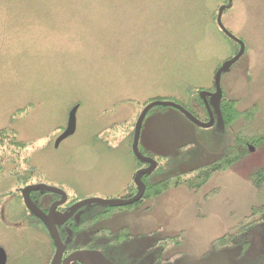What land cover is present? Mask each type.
<instances>
[{
  "label": "rangeland",
  "instance_id": "rangeland-1",
  "mask_svg": "<svg viewBox=\"0 0 264 264\" xmlns=\"http://www.w3.org/2000/svg\"><path fill=\"white\" fill-rule=\"evenodd\" d=\"M12 1L0 0V130L15 131L27 147H0V245L7 264H44L52 246L15 198L23 184L59 185L77 200L128 195L141 164L131 149L133 121L144 102L177 101L207 122L196 91L213 86L235 47L212 18L222 0ZM234 1L221 21L241 37L250 31ZM263 33L255 37L261 48L246 50L221 75L223 98L239 115L226 137L218 123L204 130L170 108L146 116L138 147L162 159L153 181L163 172L190 179L195 168L238 154L240 147L229 154L224 140L264 135ZM75 104V133L56 145ZM179 153L186 161L165 170L163 158ZM259 168L264 145L253 143L202 187L170 185L135 210L104 211L87 233L119 246L104 251L113 264H264L263 227L237 246L228 235L262 201L249 178ZM125 227L132 240L124 242Z\"/></svg>",
  "mask_w": 264,
  "mask_h": 264
},
{
  "label": "trees",
  "instance_id": "trees-1",
  "mask_svg": "<svg viewBox=\"0 0 264 264\" xmlns=\"http://www.w3.org/2000/svg\"><path fill=\"white\" fill-rule=\"evenodd\" d=\"M52 1L54 2L56 0H16V2L19 5H23L25 3H31V4L35 5L36 3H41V2L42 3H47V2L51 3ZM63 1H66V3H68V4L79 3L78 2L79 0H63ZM233 1L234 0H222L220 2L219 6L217 5V7L214 9L215 10L214 13H212L213 21H216L215 17H216L218 9L223 5H226V6L229 5V8H228V10H229L235 2V1L234 2ZM12 2H13L12 0H9L10 4H13ZM1 3L2 2H0V4ZM240 3L241 4L237 8L239 10L241 9L240 24H242V18L246 17L247 25L249 27L250 33L245 34L244 36L241 35V37H237L236 35H234V37L244 43L245 49H244L243 54L245 55L246 50H247V53H250V52L252 53L253 49H255V51H256V50L260 49L262 46L260 44V42L257 39H255V37H258L256 35L257 30L261 29L262 32L264 31V0H240ZM228 10L224 11L223 14L225 12H227ZM216 22H215L216 30L218 29V32L220 34H222L224 36V38L229 43H232L234 45L235 52H233V54L235 53V55H236V51L239 50V46L236 43H234L232 40L228 39L223 34V32H221L219 30ZM228 32H230V31H228ZM263 35H264V33H263ZM252 42H253V45L250 44ZM229 59H227V60H229ZM220 86H221V83H220ZM206 90H207V92H209V91L214 92L215 91L214 84L211 88L206 89ZM206 90L198 89L196 91V94L198 95L199 92L206 91ZM222 92H223V90H222ZM221 100L222 101H221V105H220V111H221V117H222V122H223L224 126H223V124H222V126L220 125V130H221V134H222V138H223L229 134V133H227V131L225 129L228 127L230 128V126H232L234 121H235L234 119H236L239 115L234 110V108L232 107V102H228L227 100H224L223 93H222V99ZM153 101H160V100L153 98V99H149V100L145 101L141 110L138 112L137 116L134 118L133 123L136 122V120L138 119L139 114L141 113L142 109L145 106L149 105ZM199 101L201 103L202 110L204 112H206L204 109L203 101H201V99ZM120 102L117 104V106L120 105ZM175 103L180 104L177 101ZM74 106H77V105L75 104ZM255 106H256V104H255ZM255 106L253 108L252 107L251 108L254 110ZM183 108L186 111H188L189 113H191L193 116H195L198 120H200V121L202 120L191 109L185 108L184 106H183ZM155 109H164V108H161V107L153 108V110H155ZM26 110H27V108H25L23 110H18L17 112H15L13 114L12 118H16V117L20 116L21 113H26L25 112ZM153 110H151L150 112H152ZM149 113H148V115H149ZM248 116H251V115L248 114ZM253 143L264 145V135H262V134H261V136L256 135L255 137H251V138H246V136H245V138H240V139L238 137L237 140L236 139H234V140L228 139V143H227V140H224V145L226 146V148L227 149L231 148V149L227 150L229 152V154L231 152H233L232 149H234L235 146L236 147L239 146L240 148L238 147L239 149L237 151L238 154L237 155L234 154L233 156H231L232 158L230 156H223L218 161H212L211 163L202 165L199 168H195V170H193L191 173V174H195V176L192 175L190 179H187L186 176H184V174H186V173L179 172V173L168 174V176H165L166 173L163 172L164 177H162L160 180L158 179L156 181H153L152 179L154 176H156L157 172L158 173L161 172V170H159L160 169L159 164H160V161L162 159L160 157H157V156H155V157L151 156L145 152L143 153V151L141 149H139V147H138V149L140 150V152L143 156L145 155V156L150 157L151 159H154L155 161H157L156 172H154L151 175H145L142 178V182L146 186L145 193H144L145 194V200L157 198L158 196L164 194V192L166 190H168L170 185H173L172 187L175 188V187H179V184H184L183 186H186V188L189 190L202 187L203 184H205L209 181V179L211 178V176L214 173L222 172L225 169L229 168L233 163H235V161L238 160V156L241 157L242 154L244 153L245 147H247ZM3 145H5L7 148L9 146L10 147L13 146L17 150L25 149V147H27L26 144L24 145L20 141H18V136H17L16 132L9 129V128L0 130V147ZM222 145H223V141H222ZM180 155H181V153H179L177 156H174V157H168L167 156L166 158H163L167 162V164H165V170H170L173 166L178 164V162L186 161L184 159H187V158H185L184 156H180ZM18 165L20 166V164H18ZM140 166L142 168L145 167L143 164H140ZM158 166H159V169H158ZM249 178L252 181L253 188L256 189V191L258 192V195L263 196V198H262V201L259 203V206L252 207L249 210L250 214L248 215V217L241 219L238 222V224L236 225V228H233L234 234L228 233L230 238L237 239V241L235 242L236 246H237L238 242H240L242 239H244L243 242H247L246 240L249 241L250 233L253 232L254 230L258 229L260 226L264 228V168H259L258 170L252 172V174L249 175ZM23 185H27V184L24 183ZM133 190H134V187L131 191L133 192ZM98 209L103 210V212L108 211V212H110V214H113V212H121L122 211V210L120 211L116 208L110 209V208L102 207V206H101V208L99 207ZM245 220H248V221L246 222ZM94 221H96V218H94V217H92L88 220V228H89L90 224H92V222H94ZM172 240L175 241V239H172ZM230 240H232V239H230ZM219 242H222V239H219L216 242H211L210 251H214V250L216 251L217 250L216 245ZM100 251L102 252L101 249H100Z\"/></svg>",
  "mask_w": 264,
  "mask_h": 264
},
{
  "label": "water",
  "instance_id": "water-1",
  "mask_svg": "<svg viewBox=\"0 0 264 264\" xmlns=\"http://www.w3.org/2000/svg\"><path fill=\"white\" fill-rule=\"evenodd\" d=\"M229 5H223L218 9L217 13V18H216V23L217 27L223 34L230 40H232L234 43H236L239 46V50L236 53L235 56L231 57L229 60L223 62L219 69L215 72L214 74V92H207V91H201L199 93L201 101H203L204 108L206 112L208 113V121L207 122H202L198 120L195 116H193L191 113L186 111L180 104L174 103L171 101H153L149 105L145 106L141 113L139 114L138 119L135 122V128L133 131V141L131 145L132 152L134 156L136 157L137 160L140 161L141 164L144 166L147 165V167L139 170L135 176H134V182L135 187H136V195L135 197L131 199H112V200H98V199H90V200H84L78 203L74 208L79 209V207L82 206H90V205H97L99 207H107V208H124L126 206H131L132 204H135L138 202L144 195L146 186L142 182V178L145 175H151L156 171L157 167V161L154 159H151L150 157L143 156L138 149L139 141H140V133L142 129V124L143 121L145 120L146 116L148 113L153 110L155 107H161V108H171L174 111H178L181 113L187 121H189L191 124L195 125L198 128L208 130L211 129V127L214 125V120H213V112H211V109H213L216 114L219 123L222 125V117H221V111H220V105H221V99H222V89L220 86L221 83V75L223 73H227L229 70H231L232 66L236 62H238L242 56L244 55V43L237 38L234 37V35L231 32H228L224 25L223 22L221 21L222 14L224 11L228 10ZM209 98V100H207ZM77 111V106H74V108L70 111L68 115V122L66 127L64 128V132L56 139V145L61 143L65 138L72 136L75 133V113ZM252 151V148L250 149ZM55 192L56 189L54 190L53 188H50L48 186H43V185H32V186H26L21 190V196L22 199H24V205L27 210H29L32 214H35L40 221L44 223V225L47 228V231L50 234L51 240L54 243V257L51 260L50 264H112L110 261L102 255L100 252L97 251H92L89 253H74L70 255L67 259H65L63 262H61V258L63 256V252L65 250V245L60 241L58 231L55 230L54 227H52V224L48 223L46 219H48L50 216H43L38 209L32 204L31 198H29L30 194L33 192ZM58 192V191H57ZM66 245H69L70 243V234L65 241ZM6 263V256L3 253L2 250H0V264H5Z\"/></svg>",
  "mask_w": 264,
  "mask_h": 264
},
{
  "label": "flooded vegetation",
  "instance_id": "flooded-vegetation-1",
  "mask_svg": "<svg viewBox=\"0 0 264 264\" xmlns=\"http://www.w3.org/2000/svg\"><path fill=\"white\" fill-rule=\"evenodd\" d=\"M209 100V98H207ZM210 101V100H209ZM205 109V108H204ZM211 112H213V120H214V125L218 123L221 125L218 121L217 114L216 112L211 109ZM205 121H208V113H207V119ZM223 124V123H222ZM214 125L212 127H214ZM222 126V125H221ZM211 127V128H212ZM147 167V165H145ZM144 167V168H145ZM139 169H143L141 166H139ZM32 185H45L50 188H53L54 190L56 189L55 192H33L30 194L29 198H31L32 204L40 211V213L43 216H50L47 220L48 223L52 224V227L55 228L56 231H58L60 241L65 245V250L62 253L63 256L61 258V262H63L65 259H67L70 255L74 253H89L92 251H97L100 252L102 255H104L110 263L112 262V259L107 256L105 252H108L109 254L111 251L114 253L118 252V247L111 248L109 242L99 240L100 238L92 235L89 236L88 232V220L92 217L96 218L95 223H102L101 220V213L103 210L98 209L97 205H90V206H82L79 207V209H75L74 207L78 205L79 202L84 201V199H75L74 197H71L68 193V191H65L62 186L59 185H47V184H42V183H35ZM32 185H25L23 186L24 188L26 186H32ZM23 188L18 190L19 196H16L15 198H19L22 200L23 205H24V199H22L21 196V190ZM58 191V192H57ZM136 187L134 185V190L133 192H128L126 196H123L122 198L119 199H131L135 197L136 195ZM145 203V194L143 197L136 202L135 204H132L131 206H126L124 208H129V209H134L135 208H140L142 205ZM25 210L26 207L24 205ZM101 208V207H100ZM124 208H116L118 210H123ZM28 215H29V220L31 221V227L35 229L38 232H42L44 234H47L48 240L51 247V252H50V257L47 259V261L44 264H50L51 260L54 257V243L51 240L50 234L47 231L46 226L40 219L35 215L32 214L29 210H27ZM101 212V213H100ZM120 213V212H117ZM113 217V215H112ZM22 227V223L18 225V227ZM29 226V227H30ZM129 229L125 227V230L121 233L124 234V242L127 240H132V237H128L129 235L127 233ZM129 232V231H128ZM70 234V243L69 245H66V240ZM122 236V235H121ZM102 241V244L100 243ZM99 244H98V243ZM102 250V252L100 251ZM0 250L3 251L5 254L4 248L2 245H0ZM105 251V252H104ZM6 256V254H5ZM7 264V256H6V263ZM72 264V263H70ZM78 264V263H75ZM113 264V263H112Z\"/></svg>",
  "mask_w": 264,
  "mask_h": 264
}]
</instances>
